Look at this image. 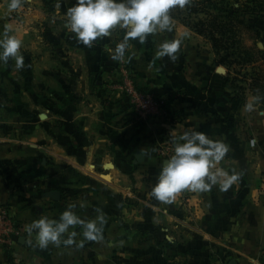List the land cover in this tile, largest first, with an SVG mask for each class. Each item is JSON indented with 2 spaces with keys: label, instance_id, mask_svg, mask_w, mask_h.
I'll return each mask as SVG.
<instances>
[{
  "label": "crops",
  "instance_id": "obj_1",
  "mask_svg": "<svg viewBox=\"0 0 264 264\" xmlns=\"http://www.w3.org/2000/svg\"><path fill=\"white\" fill-rule=\"evenodd\" d=\"M9 2L0 0V34L8 30L22 39L21 52L30 58L18 70L26 79L11 97L17 105L11 129L0 125V203L18 227L10 244L0 242V264H264V106L247 110L253 95L246 92L231 108L236 88L202 36L178 24L143 44L130 40L126 57L135 56L116 61L108 49L125 31L117 28L91 47L79 42L66 16L76 1L48 8L44 0H26L14 11ZM59 18L62 32L54 33L49 23ZM38 24L50 31L37 33ZM184 32L189 35L176 61L155 55L163 40ZM47 34L60 39L58 64L38 43ZM38 54L43 63L31 60ZM121 64L138 86L171 97L168 116L134 118L127 97L110 87ZM191 128L229 145L217 166L240 179L227 191L218 185L209 192L183 190L161 202L152 195L164 166L156 146ZM51 190L60 191L58 200L47 195ZM69 204L85 221L102 210V239L85 240L77 225L63 237L76 232L73 244L39 248L25 226L57 219Z\"/></svg>",
  "mask_w": 264,
  "mask_h": 264
},
{
  "label": "clouds",
  "instance_id": "obj_2",
  "mask_svg": "<svg viewBox=\"0 0 264 264\" xmlns=\"http://www.w3.org/2000/svg\"><path fill=\"white\" fill-rule=\"evenodd\" d=\"M190 4V0H76V3L67 9V26L75 34L78 41L91 47L93 42L103 37H110L117 28L125 31L124 37L109 48L111 59L124 61L135 56L131 52L130 40H137L143 44L151 35L171 32L174 28V18L170 10L176 7L183 9ZM24 7V0H10L8 8L18 10ZM163 40L156 51L158 58L167 56L176 61L178 52L185 37ZM23 41L16 35H9L8 30L0 39V63L7 64L10 59L15 60L17 70L25 68L24 57L21 52ZM261 100L258 95L251 96L245 107L252 111ZM229 152V145L220 140H213L206 133L191 128L184 131L179 138H174V152L164 163L157 182L152 188V195L161 202H171L183 190L192 192H209L218 185L221 191H227L240 179L238 173H229L217 165ZM75 204H69L60 214L59 219L41 217L25 226L31 234L35 232L36 244L44 249L53 244H73L76 232H71L67 239L70 227H83L85 240L102 239V230L105 223L102 210L97 209L99 215L95 220L81 219L73 209ZM79 246H83V241Z\"/></svg>",
  "mask_w": 264,
  "mask_h": 264
},
{
  "label": "trees",
  "instance_id": "obj_3",
  "mask_svg": "<svg viewBox=\"0 0 264 264\" xmlns=\"http://www.w3.org/2000/svg\"><path fill=\"white\" fill-rule=\"evenodd\" d=\"M197 4L202 8L204 7L202 0H190V4L186 5L183 10L179 7L171 9L170 15L194 33L202 36L210 46L214 55V62L226 67V81L233 84L236 88L230 99L233 110L237 109L245 101L246 92L251 93L253 96H260L261 100L259 103L264 106V77L260 75L261 70L264 72V51L257 48L261 64H252L249 71L241 74L239 73L240 69L234 70L232 67L233 65H238L240 68H244L246 62L252 61L247 52H244L243 55L241 54V50L248 47L243 44L240 30L244 28L258 35L259 28L239 18L237 15L238 6L242 4L238 3L237 0L232 3L231 1H224V6L218 8L216 13L207 11L210 15L208 14L207 16L206 14L205 17L191 19V13L199 11L196 7ZM183 12H185V16H181ZM257 61L255 60V62ZM260 65L263 66V69L260 68ZM232 69L236 72L235 75L232 74ZM237 73L241 74V76L237 75Z\"/></svg>",
  "mask_w": 264,
  "mask_h": 264
},
{
  "label": "rangeland",
  "instance_id": "obj_4",
  "mask_svg": "<svg viewBox=\"0 0 264 264\" xmlns=\"http://www.w3.org/2000/svg\"><path fill=\"white\" fill-rule=\"evenodd\" d=\"M26 0H24L25 2ZM29 1V0H27ZM62 2V0H44L46 2L47 7L49 8L51 5L54 6L55 2ZM76 1V0H71ZM198 1V0H196ZM214 1V2H213ZM224 1H231L234 2L235 0H202L204 7H200L199 4L196 5V7L199 9V11H196L197 13H191V19H197L200 17H205L206 14L210 15L209 12H217L218 8H221L224 6ZM238 3L242 4L238 6L237 15L239 18L244 19L248 23L254 24V26L259 28V34L255 35L252 31L241 29L240 31V37L243 41V44L248 47L247 49H242L241 54L243 55L244 52H247L249 58L252 59L251 62H246V65H244V68H240L238 65H233V69L237 70L240 69L239 73H245V71L250 70V66L252 64L257 65L261 64L259 52L258 49H262L264 51V0H237ZM244 7H250V8H242ZM181 9V8H180ZM184 9V8H183ZM182 9V10H183ZM224 9V8H223ZM209 11V12H207ZM225 12V11H224ZM227 13V11H226ZM181 16H185V12L181 13ZM60 19V18H59ZM178 24H182L179 20L174 19V27ZM49 25L51 26L52 32H62V20H57L55 23L50 22ZM49 25H36L38 30H36L37 33L41 32L44 29V32L50 31L48 29ZM183 25V24H182ZM184 26V25H183ZM186 27V26H184ZM42 28V29H41ZM188 28V27H186ZM167 33V32H165ZM4 34V33H3ZM3 34H0V39L3 38ZM10 35V34H9ZM48 37L45 39L42 35H39L38 43L39 44H45V48L47 50V54L52 58V61H56L58 64L60 56H62V46L60 47V39L53 40L50 39L49 34H47ZM51 45V46H50ZM50 46V47H49ZM42 47V46H41ZM250 47V48H249ZM41 49V48H40ZM40 53V52H39ZM42 53V52H41ZM32 55V54H31ZM34 57H31V60L35 59L34 62L43 63V60L40 58V54L33 55ZM24 62L26 60H29V56L26 55V53H23ZM37 60V61H36ZM255 60H258L255 62ZM47 62V61H46ZM15 60L10 59L7 64L0 63V125H2L3 129H11L12 124V117H11V111L17 109V105L12 104L11 97L16 94V88L17 83H19V90H21V80H25L26 77H23L25 72L21 73L17 70L16 67H14ZM55 64V65H56ZM263 66L260 65V68ZM232 69V74L235 75L236 72ZM243 69V70H242ZM245 69V70H244ZM263 69V68H262ZM237 73V75L241 76V74ZM260 75L264 77V72L261 70ZM15 82V84L13 83ZM62 211H60V214ZM57 219H59L58 216H56ZM132 264H138V262L133 261Z\"/></svg>",
  "mask_w": 264,
  "mask_h": 264
},
{
  "label": "built area",
  "instance_id": "obj_5",
  "mask_svg": "<svg viewBox=\"0 0 264 264\" xmlns=\"http://www.w3.org/2000/svg\"><path fill=\"white\" fill-rule=\"evenodd\" d=\"M121 39L119 37L118 42ZM112 80L110 87L127 97L136 120L143 122L150 118L163 119L170 114L171 97L138 86L134 75L124 65L119 66L115 78ZM173 152L174 139L172 137L166 136L165 140L156 146V156L162 161L168 160ZM17 233V223L10 213L8 205L0 203V242L10 244L12 236Z\"/></svg>",
  "mask_w": 264,
  "mask_h": 264
},
{
  "label": "water",
  "instance_id": "obj_6",
  "mask_svg": "<svg viewBox=\"0 0 264 264\" xmlns=\"http://www.w3.org/2000/svg\"><path fill=\"white\" fill-rule=\"evenodd\" d=\"M142 157V153L139 151L137 152L135 158H136V161L140 160ZM167 160L164 161V163L166 162ZM47 195L49 197H51L52 199L54 200H58L60 198V191L58 190H51V191H48L47 192ZM229 264H236V262L234 260H230Z\"/></svg>",
  "mask_w": 264,
  "mask_h": 264
}]
</instances>
